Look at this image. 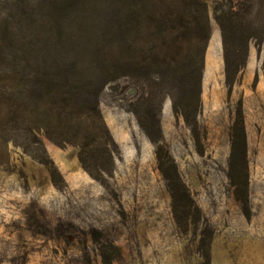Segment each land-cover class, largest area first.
<instances>
[{
  "label": "rangeland",
  "instance_id": "rangeland-1",
  "mask_svg": "<svg viewBox=\"0 0 264 264\" xmlns=\"http://www.w3.org/2000/svg\"><path fill=\"white\" fill-rule=\"evenodd\" d=\"M204 1L189 95L191 50L166 28L194 0H0V264H264V54L251 42L228 86ZM69 65L104 127L31 87ZM160 76L194 100L187 121Z\"/></svg>",
  "mask_w": 264,
  "mask_h": 264
},
{
  "label": "trees",
  "instance_id": "trees-1",
  "mask_svg": "<svg viewBox=\"0 0 264 264\" xmlns=\"http://www.w3.org/2000/svg\"><path fill=\"white\" fill-rule=\"evenodd\" d=\"M194 2L198 4L196 10L183 9V12L181 11L179 14L173 15V18L168 20L169 26L166 28V37L169 40L173 41L177 39L184 51L191 50L193 81L190 84L184 85V91H188L189 95L191 86L197 95L200 92L205 55L212 36L208 2L204 0H194ZM212 2L213 17L221 32L226 83L228 86H232L238 74L246 65L250 43L254 41L258 50L263 51L264 54V0H212ZM122 27H119L117 34L118 32L120 35L124 34L125 30ZM105 57L107 58V54ZM57 65H59L58 58ZM108 72L113 73L115 71L109 69ZM76 76L70 65L58 71L50 69L45 74L38 72L33 80L34 86L31 85V87L45 89L46 86L47 89H52V95L59 93L62 103L57 104L54 102L53 109L63 110V114H70L69 112L75 114L77 110L78 115L89 117L88 120L91 122L90 129H100V124L101 128L104 125L98 108L99 93L92 94V92L84 90L81 93L79 89H81L82 81L78 77L76 78ZM113 78L114 75H109L108 81ZM158 80H160L157 83L158 86L166 87L167 85L170 87L168 94L173 104H175L174 106L179 105L177 100L182 101L183 115L187 121L188 113L186 114V111L194 100L189 96L179 97L175 94V89H180L183 85L176 82L173 77L166 76L163 79V76L162 78L160 76ZM86 92L89 95H85ZM92 103L93 107L91 106ZM78 105L79 107L77 108ZM88 111L95 113V115L90 116L91 112L89 113ZM13 113L16 114L15 112ZM56 115L55 118H58L59 121L62 120V114ZM8 131H12L11 128ZM92 131L90 130L89 133H92ZM106 134L110 137L108 131H106ZM94 141L97 145V139ZM68 142L70 141L68 140ZM98 152L100 151L98 150ZM92 153V156L97 157V154ZM84 155L85 151L82 147L79 155L80 162L86 168V158L83 157ZM108 155L112 158L111 151H108Z\"/></svg>",
  "mask_w": 264,
  "mask_h": 264
}]
</instances>
